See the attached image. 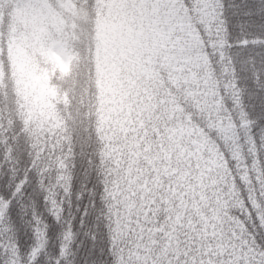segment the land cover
<instances>
[{"label":"snow or ice","instance_id":"snow-or-ice-1","mask_svg":"<svg viewBox=\"0 0 264 264\" xmlns=\"http://www.w3.org/2000/svg\"><path fill=\"white\" fill-rule=\"evenodd\" d=\"M4 165L0 264L33 177L51 264H264V0H0Z\"/></svg>","mask_w":264,"mask_h":264},{"label":"trees","instance_id":"trees-1","mask_svg":"<svg viewBox=\"0 0 264 264\" xmlns=\"http://www.w3.org/2000/svg\"><path fill=\"white\" fill-rule=\"evenodd\" d=\"M19 158V171H22L26 165V159L23 153H18ZM81 168L78 166L73 180L71 207L66 206L65 212L75 214L77 205L83 207L86 203L87 197L82 201H77L75 195L80 191V185L83 182V177L80 175ZM10 173L7 165L0 167V195L6 194L10 190ZM91 183H89V187ZM46 206L42 205L35 193V178H30L29 183L25 186V191L21 197H19L13 203L11 210V218L14 227H16L15 237L19 244V250L22 257L26 256L30 248L34 245V239L31 230V221L29 219L32 211L34 210L36 215L40 216L42 220L48 225L47 229V248L46 252L41 255L39 264H51L56 252L58 251L59 235L62 230V226L55 224L48 217L45 210ZM79 223V217L73 221V229L79 234L76 237V242L73 244V250H76V244H79L84 240L82 235L83 229L77 227ZM92 224V218L89 217L86 221L85 227H89ZM84 250H87V241H84Z\"/></svg>","mask_w":264,"mask_h":264}]
</instances>
